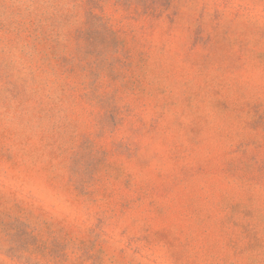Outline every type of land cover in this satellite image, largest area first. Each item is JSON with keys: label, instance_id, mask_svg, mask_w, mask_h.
I'll use <instances>...</instances> for the list:
<instances>
[{"label": "rangeland", "instance_id": "obj_1", "mask_svg": "<svg viewBox=\"0 0 264 264\" xmlns=\"http://www.w3.org/2000/svg\"><path fill=\"white\" fill-rule=\"evenodd\" d=\"M0 264H264V0H0Z\"/></svg>", "mask_w": 264, "mask_h": 264}]
</instances>
